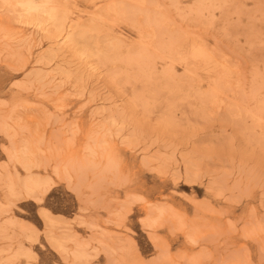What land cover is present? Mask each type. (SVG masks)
<instances>
[{
	"label": "rangeland",
	"instance_id": "rangeland-1",
	"mask_svg": "<svg viewBox=\"0 0 264 264\" xmlns=\"http://www.w3.org/2000/svg\"><path fill=\"white\" fill-rule=\"evenodd\" d=\"M23 1L0 0V264H264V0Z\"/></svg>",
	"mask_w": 264,
	"mask_h": 264
},
{
	"label": "bare ground",
	"instance_id": "bare-ground-1",
	"mask_svg": "<svg viewBox=\"0 0 264 264\" xmlns=\"http://www.w3.org/2000/svg\"><path fill=\"white\" fill-rule=\"evenodd\" d=\"M45 1V0H44ZM14 2V1H13ZM21 2V1H20ZM40 2V1H39ZM43 2V1H42ZM46 2V1H45ZM44 2V3H45ZM43 3V4H44ZM17 4H19V3H17ZM42 3H38V2H36V0H25V1H23L21 4H20V6H21V8H22V11H24L26 14H28L29 16H32V20H34V18H36L37 17V15L38 14H40V13H42V12H44V11H46V7L43 5ZM14 6V5H13ZM47 6V5H46ZM14 7H16V4H15V6ZM20 8V7H19ZM19 12H20V10H18ZM54 11V10H53ZM52 11V12H53ZM51 12V13H52ZM55 12H57V11H55ZM44 14V13H43ZM58 14L59 15H61V13H59L58 12ZM27 15V16H28ZM50 15V14H49ZM57 14H55V16H56ZM64 14H62V16H63ZM22 16H23V14H22ZM25 16V15H24ZM42 15H40L39 17H41ZM46 16H47V14H46ZM34 17V18H33ZM53 17V15L51 16V18ZM65 17H66V15H65ZM25 18V17H24ZM49 18V17H48ZM56 18V17H55ZM55 18H54V20H55ZM64 20H65V18L64 17H62ZM30 19H31V17H30ZM53 19V18H52ZM58 19V16H57V18H56V21H58L57 20ZM59 21H61V18H60V16H59ZM62 19V20H63ZM29 20V19H28ZM51 20V19H50ZM63 20V21H64ZM38 21V20H37ZM36 21V22H37ZM53 21V20H52ZM55 21V23H57V25H58V23L59 22H56ZM63 21H61L60 23H63L62 25H65V21L63 22ZM26 22V21H25ZM29 22V21H28ZM54 23V24H55ZM59 23V24H60ZM30 24H31V20H30ZM74 25V24H73ZM79 26V25H78ZM77 26V27H78ZM83 26V25H82ZM58 27H60L61 29H63L62 27L63 26H61V24L58 26ZM71 27H72V24H71ZM65 28V27H64ZM62 33V32H61ZM68 33V32H67ZM88 37V36H87ZM170 41V40H169ZM163 43V42H162ZM194 50H196L195 48H194ZM192 52V51H191ZM195 52V51H194ZM190 59V58H189Z\"/></svg>",
	"mask_w": 264,
	"mask_h": 264
}]
</instances>
